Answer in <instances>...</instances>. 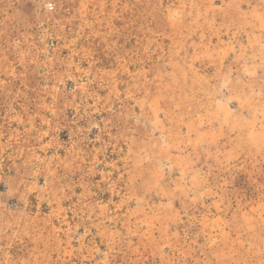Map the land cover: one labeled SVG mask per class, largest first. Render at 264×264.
<instances>
[{"label":"rangeland","instance_id":"rangeland-1","mask_svg":"<svg viewBox=\"0 0 264 264\" xmlns=\"http://www.w3.org/2000/svg\"><path fill=\"white\" fill-rule=\"evenodd\" d=\"M0 264H264V0H0Z\"/></svg>","mask_w":264,"mask_h":264},{"label":"built area","instance_id":"built-area-1","mask_svg":"<svg viewBox=\"0 0 264 264\" xmlns=\"http://www.w3.org/2000/svg\"><path fill=\"white\" fill-rule=\"evenodd\" d=\"M49 7L51 8V5Z\"/></svg>","mask_w":264,"mask_h":264}]
</instances>
